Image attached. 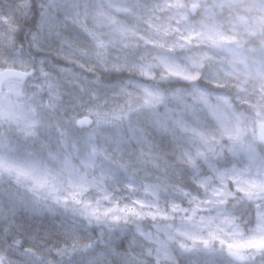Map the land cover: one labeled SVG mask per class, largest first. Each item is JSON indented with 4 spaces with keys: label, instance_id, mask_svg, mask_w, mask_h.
I'll return each instance as SVG.
<instances>
[{
    "label": "snow or ice",
    "instance_id": "1",
    "mask_svg": "<svg viewBox=\"0 0 264 264\" xmlns=\"http://www.w3.org/2000/svg\"><path fill=\"white\" fill-rule=\"evenodd\" d=\"M0 264H264V0H0Z\"/></svg>",
    "mask_w": 264,
    "mask_h": 264
},
{
    "label": "trees",
    "instance_id": "2",
    "mask_svg": "<svg viewBox=\"0 0 264 264\" xmlns=\"http://www.w3.org/2000/svg\"><path fill=\"white\" fill-rule=\"evenodd\" d=\"M28 220H29V223H33V224H36L38 226H44V227H47L48 224L50 223V221L48 219H37L36 221H32V218L31 217H28ZM55 242V241H54Z\"/></svg>",
    "mask_w": 264,
    "mask_h": 264
}]
</instances>
